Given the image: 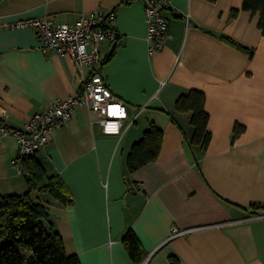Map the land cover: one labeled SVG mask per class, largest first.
Listing matches in <instances>:
<instances>
[{"label":"crops","instance_id":"crops-1","mask_svg":"<svg viewBox=\"0 0 264 264\" xmlns=\"http://www.w3.org/2000/svg\"><path fill=\"white\" fill-rule=\"evenodd\" d=\"M1 0L0 128L22 129L55 99L76 95L81 76L66 56L44 53L21 21L51 17L74 24L81 14H113L122 39L100 45L103 81L135 124L104 136L87 107L75 111L34 155L64 183L70 204L36 193L68 254L80 264H134L123 244L132 231L145 264H264V36L243 0H171L168 37L149 52L148 0ZM204 94L210 140L191 146L190 113L179 96ZM153 124L162 130L157 159L127 173L134 143ZM243 131L233 139L235 127ZM16 140L0 134V194L27 184ZM173 228L188 231L170 239ZM143 262V263H144Z\"/></svg>","mask_w":264,"mask_h":264},{"label":"built area","instance_id":"built-area-1","mask_svg":"<svg viewBox=\"0 0 264 264\" xmlns=\"http://www.w3.org/2000/svg\"><path fill=\"white\" fill-rule=\"evenodd\" d=\"M171 0H148L145 5V22L149 52L161 50L168 37V22L164 12L170 8ZM113 14L95 10L81 14L74 24H60L51 17L21 21L16 28L35 31L44 53L53 52L68 57L79 73L89 69L87 77L81 76L82 88L73 96L55 99L45 110L35 113L22 129L0 128L3 137L12 136L17 144V156L11 161L17 166L24 158L36 154L47 145L51 133L69 120L77 106H84L95 116L104 136L121 138L135 124L136 116H130L126 105L117 99L103 81L100 73V45L103 42H118L122 37L108 26ZM249 219H264V212L255 213ZM188 231L173 228L170 239L187 234ZM146 263V262H145ZM142 263V264H145Z\"/></svg>","mask_w":264,"mask_h":264},{"label":"trees","instance_id":"trees-1","mask_svg":"<svg viewBox=\"0 0 264 264\" xmlns=\"http://www.w3.org/2000/svg\"><path fill=\"white\" fill-rule=\"evenodd\" d=\"M132 1L126 0L125 3ZM242 9L259 15L258 27L264 36V0H243ZM204 102L202 92L191 90L179 96L175 103L178 112L190 113L193 133L189 144L202 149L207 147L210 140ZM242 131L243 128L236 126L233 139ZM161 142L162 130L151 124L142 138L133 144L127 157L126 172H135L154 162L159 155ZM34 157L21 161L27 192L22 195L0 194V264H80L76 255L66 252L62 237L49 222L46 205L34 198L36 193H47L62 204H70L64 183L58 176L47 175ZM122 242L134 264H142L143 253L134 233L126 232ZM169 261L170 264H177L172 256Z\"/></svg>","mask_w":264,"mask_h":264},{"label":"water","instance_id":"water-1","mask_svg":"<svg viewBox=\"0 0 264 264\" xmlns=\"http://www.w3.org/2000/svg\"><path fill=\"white\" fill-rule=\"evenodd\" d=\"M145 263V262H144Z\"/></svg>","mask_w":264,"mask_h":264}]
</instances>
